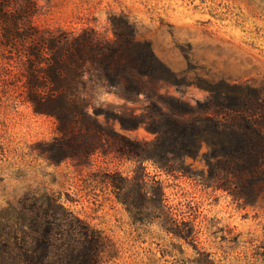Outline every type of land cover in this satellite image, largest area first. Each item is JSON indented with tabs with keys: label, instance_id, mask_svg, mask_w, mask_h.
<instances>
[{
	"label": "rangeland",
	"instance_id": "1",
	"mask_svg": "<svg viewBox=\"0 0 264 264\" xmlns=\"http://www.w3.org/2000/svg\"><path fill=\"white\" fill-rule=\"evenodd\" d=\"M34 1L38 10L31 23L45 32L92 28L110 39V19L125 15L175 80L158 82L160 97L152 99H126L100 88L87 97L88 115L74 121L64 116L59 123L36 112L29 98L34 57L30 62L25 55L34 44L0 43V232L9 231L4 237L22 245L49 237L43 227L50 223L43 217L34 223V207L53 196L97 238L78 241L68 216L52 206L59 218L51 223L52 256L76 243L78 256L99 250L95 264H264V197L257 206H244L225 190L203 184L206 142L197 154L161 166L132 157L121 137L151 140L155 133L142 119L150 121L159 107L197 106L210 83L223 80L241 85L245 101L258 104L264 135V0Z\"/></svg>",
	"mask_w": 264,
	"mask_h": 264
},
{
	"label": "trees",
	"instance_id": "2",
	"mask_svg": "<svg viewBox=\"0 0 264 264\" xmlns=\"http://www.w3.org/2000/svg\"><path fill=\"white\" fill-rule=\"evenodd\" d=\"M37 10L34 0H0L1 45L11 48L23 47L26 42L34 44L25 56L30 62L34 57V74L30 73L34 81L30 79L26 85L31 86L29 98L36 112L54 115L59 123L64 116L74 121L89 114L87 97L100 88L126 99L140 94L152 99L160 97L158 82L175 80V72L156 56L148 41L137 38L133 23L125 15L110 19L113 37L106 39L92 28L79 32L42 31L31 23ZM242 89L239 84L218 81L210 83L209 95L197 106L186 107L183 102L186 108H157L150 121L142 119L155 133L154 138L121 136L130 143L128 152L132 157L169 166L173 159L197 154L202 142H206L208 150L203 157L207 175L203 184L225 190L244 206L259 205L264 197V135L255 115L258 104L245 101ZM250 111L253 113H247ZM45 198L44 204H40L42 200L35 202L34 223L45 218L50 224L43 228L49 237L22 245L4 237L9 231H1L0 264H95L99 250L92 247L78 256L76 243L52 256L56 252L53 224L59 219L52 206L61 208L68 216L71 235L78 241L97 237L56 198Z\"/></svg>",
	"mask_w": 264,
	"mask_h": 264
}]
</instances>
